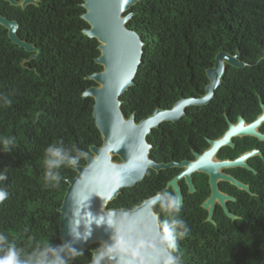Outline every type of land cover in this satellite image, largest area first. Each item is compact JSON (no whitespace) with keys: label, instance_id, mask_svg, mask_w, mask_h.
Returning <instances> with one entry per match:
<instances>
[{"label":"trees","instance_id":"1","mask_svg":"<svg viewBox=\"0 0 264 264\" xmlns=\"http://www.w3.org/2000/svg\"><path fill=\"white\" fill-rule=\"evenodd\" d=\"M82 0H39L25 10L0 0V15L17 22L16 36L39 50L37 58L13 45L0 26V136H15L16 148L0 152V170L8 179L0 188L9 196L0 203V231L18 246L60 243L58 208L75 176L61 170L59 187L43 184V148L63 140L88 152L101 146L92 118L91 99L82 93L96 86L86 77L102 71L95 63L98 43L82 35ZM126 27L143 47L134 86L120 96L121 111L139 120L180 98H200L208 84L206 71L219 52L239 54L245 68L227 67L213 98L264 99V0H140ZM85 165L84 157L77 166ZM258 213L245 215L243 229L225 230L221 237L204 232L192 243H179L184 264H264V184ZM118 197L109 208L126 206ZM218 241L209 245L199 240ZM219 239L224 240L220 241ZM229 241V242H226ZM91 248H94L91 247ZM245 256V260L233 259ZM85 251L71 264H87Z\"/></svg>","mask_w":264,"mask_h":264},{"label":"water","instance_id":"2","mask_svg":"<svg viewBox=\"0 0 264 264\" xmlns=\"http://www.w3.org/2000/svg\"><path fill=\"white\" fill-rule=\"evenodd\" d=\"M4 1L12 7L25 10L28 6L36 5L39 0ZM139 1L82 0L81 5L84 10L81 19L88 25L82 35L97 41L99 56L95 63L102 67L101 72L86 77V80L94 82L96 86L85 90L81 97L93 101L92 118L101 137V146H91L84 156L85 165L72 168L75 176L66 181L67 187L58 208L57 228L60 243L69 241L83 253L91 245L102 244L101 250L92 252L88 264H116L111 249L105 245L111 236V231L106 225L111 224L114 219L117 221V230L125 232L137 230L144 224L151 228L156 227V218L149 209L150 202H144L131 211L107 209L121 190L131 188L142 181L148 169L159 170L163 167L153 164L148 158L150 146L146 137L152 129L157 128L164 118L176 117L182 107L190 104L201 105L213 98L227 67L243 69L246 66L240 61L238 53L230 55L219 52L214 57L213 66L206 71L208 84L200 100H181L172 110H156L149 118L138 123L134 122L133 116L125 119L119 98L134 86L143 47L138 34L129 30L126 25L133 17L131 8ZM0 26L6 30L7 38L13 45L31 54L22 63L37 58L39 50L16 36L18 25L15 21L0 15ZM261 109L262 114L252 124L244 126L243 120L239 118L237 124L230 125L220 139L210 141V148L202 155H197L194 162L186 163L189 170H196L209 177L212 195L202 207L208 210L207 221L210 223H214L211 216L215 199L230 219L236 218L224 206L225 200L232 199L216 191L218 180L230 181L249 192L248 187L221 174L220 169L244 166L243 160L255 152L233 162H217L213 159L214 155L221 147L232 146L230 138L235 136H252L264 141V136L256 132V127L264 123V105ZM114 158H118L120 162H114Z\"/></svg>","mask_w":264,"mask_h":264},{"label":"flooded vegetation","instance_id":"3","mask_svg":"<svg viewBox=\"0 0 264 264\" xmlns=\"http://www.w3.org/2000/svg\"><path fill=\"white\" fill-rule=\"evenodd\" d=\"M200 99L180 98L170 107L156 108L151 114L139 120H136L135 113L129 117L133 116L134 122L138 123L149 118L156 110H172L181 100ZM262 105L263 98H210L201 105L190 104L182 107L176 117L164 118L146 137V142L150 146L148 152L150 162L163 167L159 170L148 169L142 181L131 188L121 190L118 197L127 199L126 206L109 208L108 205L107 209L131 211L144 202H150V197L157 191L168 188L180 197L183 205L180 215L191 229L189 235L179 243H192L195 239L202 238L204 232L221 237V232L225 230L245 228L246 224L242 222L245 215L250 212L258 213L262 206L264 141L252 136H235L230 138L232 146L225 145L214 155L213 159L217 162H233L255 152L243 160L244 166L220 169L221 174L249 189L247 192L227 180H218L216 183L217 193L232 199L225 200L224 206L236 217L234 220L225 214L222 205L215 199L212 203L211 216L214 223L207 221L208 210L204 209L202 204L212 195L209 177L196 170H189L186 163L194 162L197 155H202L210 148V141L220 139L230 125L237 124L239 118L243 120L244 126L252 124L262 114ZM256 132L264 136V123L256 127ZM113 161L120 162L118 158H114ZM149 209L151 210L150 204ZM219 240L224 242L222 239ZM199 241L202 243L207 241L209 245L218 242L212 238ZM93 246L94 248H91ZM101 248L102 244L91 245L87 251L92 258V252ZM232 258L239 259L240 262L245 260V256L242 255Z\"/></svg>","mask_w":264,"mask_h":264},{"label":"clouds","instance_id":"4","mask_svg":"<svg viewBox=\"0 0 264 264\" xmlns=\"http://www.w3.org/2000/svg\"><path fill=\"white\" fill-rule=\"evenodd\" d=\"M11 99L0 94V104L11 106ZM17 146L15 136H0V152L11 153ZM43 184L45 187H59L61 170L75 167L85 152L75 145H66L63 140L49 143L43 148ZM8 179L5 170H0V181ZM9 196L0 188V203ZM182 202L178 195L168 188H162L150 197L152 215L156 227L147 224L137 230H117V221L106 225L111 236L105 242L116 258V264H184L179 241L185 239L191 229L181 217ZM79 239V237H74ZM150 255L146 256L145 254ZM83 252L69 241L53 245L51 240L33 244L29 249L18 246L4 231H0V264H70Z\"/></svg>","mask_w":264,"mask_h":264}]
</instances>
